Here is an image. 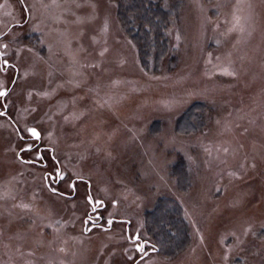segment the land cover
I'll list each match as a JSON object with an SVG mask.
<instances>
[{
  "label": "rangeland",
  "instance_id": "374dc122",
  "mask_svg": "<svg viewBox=\"0 0 264 264\" xmlns=\"http://www.w3.org/2000/svg\"><path fill=\"white\" fill-rule=\"evenodd\" d=\"M155 2L0 0V264H264V0Z\"/></svg>",
  "mask_w": 264,
  "mask_h": 264
},
{
  "label": "trees",
  "instance_id": "16d2710c",
  "mask_svg": "<svg viewBox=\"0 0 264 264\" xmlns=\"http://www.w3.org/2000/svg\"><path fill=\"white\" fill-rule=\"evenodd\" d=\"M119 1L121 3L120 14L124 18H128L125 24L130 31L131 37L141 44L148 46L146 43L150 40V31L147 28L148 23L157 26L163 24L161 19L160 23L158 22L157 16L152 12V10L157 9V2H155V0ZM133 12H138L141 15V17H138L141 19L138 23L139 25L135 22L136 19L132 17ZM158 31L161 32L160 29ZM159 34V37H162L161 33ZM163 41V43H165L166 39H163ZM169 45L170 44H167L164 48H161V52L159 51L160 54L157 53V56H165L170 50ZM149 219H152L155 226L159 229L155 231V252L173 257L188 245L190 241V230L180 210H170L160 206L149 211Z\"/></svg>",
  "mask_w": 264,
  "mask_h": 264
},
{
  "label": "snow or ice",
  "instance_id": "6c2138e0",
  "mask_svg": "<svg viewBox=\"0 0 264 264\" xmlns=\"http://www.w3.org/2000/svg\"><path fill=\"white\" fill-rule=\"evenodd\" d=\"M0 95H4V93H0ZM32 131V134L34 135V136H37L38 137V133H36V131L33 129V130H31ZM136 239H139V237H136ZM142 250V249H141Z\"/></svg>",
  "mask_w": 264,
  "mask_h": 264
}]
</instances>
